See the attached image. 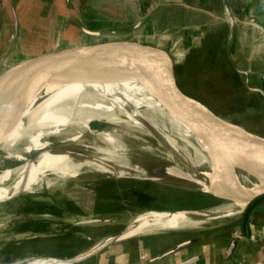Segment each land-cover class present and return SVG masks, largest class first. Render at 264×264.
<instances>
[{
  "label": "water",
  "instance_id": "water-1",
  "mask_svg": "<svg viewBox=\"0 0 264 264\" xmlns=\"http://www.w3.org/2000/svg\"><path fill=\"white\" fill-rule=\"evenodd\" d=\"M222 1L229 27V45H232L236 35V18L229 1ZM99 33L101 32L86 30L88 35H99ZM147 34L145 33V37ZM161 35L157 33L154 36L162 38ZM164 36L163 34V38L167 37V39L173 38L168 34ZM162 44L163 42L158 44V42L151 43L138 39L101 41L97 44L81 43L25 60L1 73L0 142L13 130L35 87L41 83L47 90H54L73 82L116 81L127 78L145 80L170 99V104L175 107L177 113L188 123L204 145L210 166L197 167L187 164L184 167L176 160L164 156L155 162L156 166L153 169L145 167L147 163L144 160H139L143 162L147 174H130L124 177L157 180L162 175H170L177 178L183 187L208 195L214 200L212 203L194 207L149 208L143 211L151 209L177 211L193 219L204 221L206 224L203 227L215 223L231 224L245 216L250 224H264V199L259 200L264 197V134L226 118L187 90L178 78L177 67L186 59L188 50L180 43L168 44L165 40V45ZM229 58L237 72L246 75L248 89L259 92L264 97V88L251 85L249 71L241 69L231 55ZM23 89L26 91H22ZM99 128L93 126L92 132H97ZM64 149H71V156L80 159L88 158V152H91L77 146H66ZM139 153L146 155L147 152L138 151L135 155L131 153L133 159L142 158ZM243 177L245 183L241 182ZM226 201L235 202L237 208L227 212H210V208ZM134 216L124 227L102 238L81 253L70 257L47 258H54L64 264L80 263L119 240L121 234L133 229ZM188 243L190 242L183 241L177 247Z\"/></svg>",
  "mask_w": 264,
  "mask_h": 264
},
{
  "label": "bare ground",
  "instance_id": "bare-ground-1",
  "mask_svg": "<svg viewBox=\"0 0 264 264\" xmlns=\"http://www.w3.org/2000/svg\"><path fill=\"white\" fill-rule=\"evenodd\" d=\"M170 102L157 87L136 78L73 82L54 90H47L42 83L37 85L19 121L0 142V203L23 192L50 190L89 173L145 175L143 163L131 155L147 150L150 143L145 137L158 138L160 142L156 144L161 152L184 167L187 164L209 167L204 145ZM93 121L110 126L93 133L89 127ZM87 133L92 135L90 140L84 139ZM144 134L147 136L143 138ZM66 146L91 152L88 158H75L71 149H64ZM178 156L186 162L179 161ZM7 160L10 162L6 164ZM236 208L235 202H224L209 210L219 213ZM133 219V229L119 239L206 224L184 213L155 209L139 212ZM6 264L64 263L54 258L29 257Z\"/></svg>",
  "mask_w": 264,
  "mask_h": 264
},
{
  "label": "rangeland",
  "instance_id": "rangeland-1",
  "mask_svg": "<svg viewBox=\"0 0 264 264\" xmlns=\"http://www.w3.org/2000/svg\"><path fill=\"white\" fill-rule=\"evenodd\" d=\"M192 11L194 15L195 11ZM91 13L97 15V11ZM168 16L183 26L191 23H184L183 11L182 14L176 15L167 13L164 9L160 19L169 22ZM112 23L125 24L126 20ZM116 29L117 33L113 38L131 39L127 35V27L120 26ZM182 30L180 33L185 35L183 40L189 44L186 59L177 67L178 78L183 86L205 102L208 100L207 104L226 118L264 134V97L259 92L248 89L246 75L237 72L235 66L227 61L222 44L213 41L221 33L205 26L202 35L195 34L196 29L191 25L189 28L183 27ZM154 35L151 38L145 37V40L156 43L158 38ZM254 82L255 77L252 74L251 85ZM93 126L107 127L110 124L90 122L89 127ZM138 134L142 136L141 133L136 135ZM145 136L147 135L144 134L143 138ZM91 138L90 133L84 136L85 140ZM145 140L149 141L150 145L148 151H144L147 152L146 155L139 153V156H143L139 158L147 163L145 167L153 169L155 162L161 160L165 153L161 152L160 146L156 144L160 142L158 138L145 137ZM178 159L184 160L180 156ZM9 162L7 160L6 164ZM110 175L89 173L80 178L68 179L50 190L42 188L33 193L23 192L0 203V262L6 264L12 260L29 257L74 256L121 229L136 213L146 208L175 209L213 201L208 195L183 187L177 178L170 175H162L157 180ZM172 231L174 230L147 232L144 236L159 237V240L164 242L160 236H167ZM132 238L123 237L98 254L76 264H97V259L103 260L102 264H108L109 258L121 257L123 253L134 248V243L129 241Z\"/></svg>",
  "mask_w": 264,
  "mask_h": 264
},
{
  "label": "crops",
  "instance_id": "crops-1",
  "mask_svg": "<svg viewBox=\"0 0 264 264\" xmlns=\"http://www.w3.org/2000/svg\"><path fill=\"white\" fill-rule=\"evenodd\" d=\"M176 1L0 0V74L25 60L81 43L128 39L113 38L120 26L127 27L131 39L145 40L148 30L150 38L162 34L156 40L158 44L165 45L167 40L168 44L180 43L189 50L180 32L191 25L197 35L205 32L203 26L218 30L220 39L213 41L222 44L227 61L233 66L231 55L241 69L254 75L252 85L264 88V0H228L236 18L232 45L222 0ZM164 9L176 15L183 11L184 23H191L178 24L174 16L175 22L171 16L169 22L160 19ZM94 11L96 16L91 13ZM123 19L125 24L112 23ZM87 29L101 33L88 35ZM163 34L173 38H163ZM141 236L146 238H136ZM148 237L133 236L129 241L134 248L121 257L109 258L108 264H264V224H250L246 216L231 224L174 230L160 236L164 242L158 236ZM183 241L190 243L177 247ZM102 261L97 259V264Z\"/></svg>",
  "mask_w": 264,
  "mask_h": 264
},
{
  "label": "trees",
  "instance_id": "trees-1",
  "mask_svg": "<svg viewBox=\"0 0 264 264\" xmlns=\"http://www.w3.org/2000/svg\"><path fill=\"white\" fill-rule=\"evenodd\" d=\"M264 199V197H261L259 200H263ZM134 200H136V197H135V199ZM214 200V199H213ZM213 201H210L209 203H212ZM209 203H206V204H209ZM202 204H204V203H202Z\"/></svg>",
  "mask_w": 264,
  "mask_h": 264
},
{
  "label": "flooded vegetation",
  "instance_id": "flooded-vegetation-1",
  "mask_svg": "<svg viewBox=\"0 0 264 264\" xmlns=\"http://www.w3.org/2000/svg\"><path fill=\"white\" fill-rule=\"evenodd\" d=\"M139 155H140V154H139ZM135 160L139 161V160H140V158L138 157V158H136Z\"/></svg>",
  "mask_w": 264,
  "mask_h": 264
}]
</instances>
